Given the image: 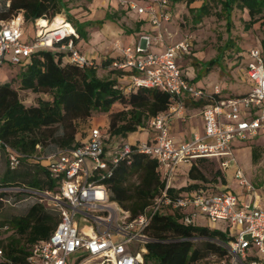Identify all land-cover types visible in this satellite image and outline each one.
Here are the masks:
<instances>
[{
    "label": "built area",
    "instance_id": "built-area-1",
    "mask_svg": "<svg viewBox=\"0 0 264 264\" xmlns=\"http://www.w3.org/2000/svg\"><path fill=\"white\" fill-rule=\"evenodd\" d=\"M119 4L138 16L144 15L151 32L140 34L134 45L119 48L114 44L120 56L112 60L108 68L131 72L118 79L127 84L126 91L135 87L157 89L168 95V104L163 112L148 119L145 128L136 131L152 134L145 141L137 139L127 143L124 139L114 143L108 138L107 128L96 124L88 129L83 140L45 154L39 146L28 155L4 147L10 169L22 162L38 165L56 184L53 191L44 192L55 208L56 226L46 239L30 246L27 263L71 264L74 256L75 264L143 263L144 246L149 241L144 229L150 217L166 207L179 212L184 225L212 229L219 221L225 224L228 232L236 231L226 235L228 239L224 244L218 243L227 255L220 264H264V209L253 201L239 204L237 196L228 189L214 193L197 188L177 196L168 192L173 188L178 166L189 168L196 159L215 158L222 172L231 168L238 186L255 198L254 188L236 167L233 142L255 137L264 129V60L260 48L251 47L244 55L243 74L249 81L248 90L221 99L216 87L210 92L193 87L175 64V59L190 54V36L166 46L161 53L148 51L151 45L162 43L161 26L170 19L168 0H143L142 4L122 0ZM7 5L4 1V7ZM40 21L45 25L38 23ZM31 25L34 33L29 42L22 40L24 20L21 12L0 21V66L6 56L9 65L19 67L28 61L33 51L54 48L73 66L94 67V58L77 49L75 30L63 16L38 18ZM184 98L201 103L197 110L202 120V133H195L187 141L176 144L167 134V124L171 120H186ZM131 152L153 159L163 182L162 190L147 211L134 218L108 200L105 184L116 164ZM25 192L29 196L38 195L34 190ZM197 216L205 219L207 225L197 223ZM197 240L200 239H192ZM132 243L137 244L140 261L124 248Z\"/></svg>",
    "mask_w": 264,
    "mask_h": 264
},
{
    "label": "trees",
    "instance_id": "trees-1",
    "mask_svg": "<svg viewBox=\"0 0 264 264\" xmlns=\"http://www.w3.org/2000/svg\"><path fill=\"white\" fill-rule=\"evenodd\" d=\"M5 1L8 5L4 7V3L2 4L0 20L6 21L21 12L24 22L30 24L38 18L50 19L56 16L55 14L65 6L61 0ZM170 1L177 3L180 0ZM190 1L192 0H186L187 3ZM217 3L218 12L213 14L218 17L228 19L236 10L244 12L247 17L246 21H242L245 29L254 24L264 26V0H217ZM188 11L193 13V25L202 17L210 15L207 1H203L195 9L188 8ZM114 16L116 15L106 14L102 20L95 23L112 21ZM65 19L70 21L69 17ZM73 29L77 39L83 36L78 28L73 26ZM260 50L264 60V33L260 41ZM62 57L63 53L54 48L38 49L30 54L24 65L18 67V88L32 93H43L48 97L45 100L38 99L34 105H22L9 83L0 84V153H3L6 164L0 175V207L7 195L3 190L5 188L15 187L21 183L26 184L30 190L50 192L56 186L54 180L38 165L22 162L18 167L10 169L6 163L4 147L25 155L34 153L35 146L43 149L47 140L55 143L57 148L68 147L76 144L73 130L75 121L88 120L101 114L110 115L114 106H124L122 111L110 115L106 131L108 138L115 143L145 128L150 117L166 109L168 104L166 93L144 87L125 90L127 84L121 83L118 79L131 72L108 68L110 62L119 57H107L95 63L94 67L86 68L73 66ZM213 63V60H209L207 66ZM98 70L108 71V76L98 77L96 72ZM184 106L197 109L201 103L184 98ZM54 128L60 129L59 135L54 136ZM251 157L253 160L256 159L253 153ZM21 165L33 168L32 174L30 175L29 171H17ZM156 168L153 159L131 152L127 158L116 164L112 175L105 181L108 200L127 211L131 218L146 212L163 188ZM133 176H136L137 183L130 185L128 181ZM197 188L214 193L227 190L225 177L217 159L194 160L186 172L185 185L171 188L168 192L177 196ZM56 223L57 215L47 212L40 203L29 206L23 216L11 218L10 228L23 238L25 245L14 239H9L4 245L0 243L2 254L0 264H28L26 258L30 246L46 239L54 230ZM144 233L149 241L144 246L143 264H195L208 256L219 261L227 258L226 251L213 243L217 241L224 244L228 239L224 233L206 226L184 225L181 214L166 207L160 208L150 217ZM197 242H200L199 245H194Z\"/></svg>",
    "mask_w": 264,
    "mask_h": 264
},
{
    "label": "rangeland",
    "instance_id": "rangeland-1",
    "mask_svg": "<svg viewBox=\"0 0 264 264\" xmlns=\"http://www.w3.org/2000/svg\"><path fill=\"white\" fill-rule=\"evenodd\" d=\"M5 0H0V8ZM203 1H207L210 7V15L202 17L199 22L193 25L192 16L193 13L188 11V8L195 9ZM4 5V4H3ZM64 9L55 14L54 18L58 15L69 17L71 25L78 28L83 36L79 37L75 43L76 47L83 52L86 48L94 50V46L98 45V42L102 43L101 52H110L104 44V40H100L101 24L95 23L92 19L94 17L102 16V19L106 14H116L114 18L105 20L113 24L114 26H122L125 29H132L134 25V19L136 18L134 12L128 11L126 7L121 6L118 2H113L109 5L108 1L102 5L100 0H71L64 2ZM118 7H117V6ZM188 5V6H187ZM117 7L114 8V7ZM71 7V8H70ZM219 5L217 0H192L186 2V0L179 4L176 3L173 8L172 17L167 23L161 26L162 43L166 45L174 44L182 40L186 36L191 37V51L188 56L175 59V64L179 69L181 76H183L193 87L200 88L205 92H210L216 87L219 98L225 99L233 96H238L245 93L249 87V81L243 74L244 67V55L251 47H259L262 35L264 33V26L259 27L258 24L252 25L249 29L243 27V22L247 17L244 12L233 11L229 18L218 17L214 15V12H218ZM68 11L69 13H64ZM119 13V14H118ZM103 14V15H102ZM121 15V18L119 17ZM133 16V17H132ZM88 17V18H87ZM119 17V18H118ZM57 19V18H56ZM59 19V18H58ZM101 19V20H102ZM143 20V25H146V18L144 15L140 17ZM4 21V20H0ZM100 21V20H98ZM115 28V27H114ZM34 28L30 23L24 22V31L22 40L31 42L33 39ZM130 32L124 34L127 43L134 45L135 39L132 38ZM116 39V35H111ZM156 47V46H154ZM152 45L149 47V51L152 50ZM155 49V48H154ZM156 50V49H155ZM154 50V51H155ZM111 57H115L116 53L111 51ZM241 55V57H239ZM107 58V56H106ZM213 60L214 63L207 66V62ZM98 63L99 58L95 59ZM18 67L11 66L7 62V56L3 64L0 66V84L9 83L10 87L16 91L19 102L24 106L34 105L38 99L45 100L48 97L43 93H32L30 91L20 90L18 88ZM98 77L108 76V71H96ZM122 83V82H121ZM124 106H114L110 115L122 111ZM195 110V109H193ZM196 111V110H195ZM109 114H101L94 116L92 120H78L73 123L74 139L76 142L83 140L87 134V131L93 125L99 124L108 128L110 119ZM119 123V121H117ZM55 135L60 134V129L54 128ZM150 132L139 133L142 141L146 140V135ZM167 134L173 138L171 128L167 126ZM136 133H132L128 137H135ZM46 146L43 147L42 153L54 151L57 147L55 143L47 140ZM233 148V157L235 164L241 175L248 181L254 190L259 191L264 189V130L258 131L257 136L248 138L243 142H235ZM251 153L256 155V159L253 160ZM5 158L3 153H0V175L5 170ZM223 172L225 177V186L229 191L235 190L237 181L233 178V172L230 170ZM17 171L19 172H33V168L27 165H21ZM208 176V173L205 172ZM175 182L172 183L173 188L185 185L186 180L181 172L180 176H175ZM128 183L131 185L137 183L136 176L129 179ZM7 195L3 200L0 207V243L4 245L9 239L17 240L23 246V238L19 237L9 226V220L13 217H21L25 214L29 206L34 203H40L44 209L56 215L55 208L51 206V202L48 196L44 192H38L36 196H29L25 191L30 190L26 184H19L15 187H9L3 189ZM18 193V194H17ZM185 193V192H182ZM196 222L207 225L205 219L196 217ZM7 227L6 229L4 228ZM213 229L224 233L225 235L235 234V230L228 232L223 222H216ZM204 241L200 239V242ZM200 242L194 245H199ZM213 243L218 244L217 241ZM124 248L129 250L139 261L141 255L137 251V244L132 243L125 245ZM223 260V259H222ZM222 260L217 258L211 259L209 256L195 264H220ZM71 264L76 263V257L70 259ZM140 264H143L140 261Z\"/></svg>",
    "mask_w": 264,
    "mask_h": 264
},
{
    "label": "crops",
    "instance_id": "crops-1",
    "mask_svg": "<svg viewBox=\"0 0 264 264\" xmlns=\"http://www.w3.org/2000/svg\"><path fill=\"white\" fill-rule=\"evenodd\" d=\"M63 3L64 2H68L71 0H61ZM105 1L109 2V5L113 2H118L122 1V0H100V2L103 4H105ZM125 1H133L137 4H142L143 0H125ZM170 3V8H169V13H170V18L172 17L173 14V8L175 6L176 3H172L170 0H168ZM185 1V0H184ZM183 2V0H180L179 4H181ZM117 6V5H116ZM114 7L117 9V7ZM188 6V5H187ZM65 8V7H64ZM71 8V7H70ZM64 13H69L68 11H65ZM119 14V13H118ZM103 15V14H102ZM116 15V14H115ZM135 15V19H134V25L132 29H125L122 26L117 27L114 26V23L108 22V21H103V23L100 26V31H101V36H100V40H104V44L107 48L110 49V52H101L102 49H104V47H102V43L98 42L97 46H94V50H91L89 48H86L85 50H83V53L88 54L90 56H92L95 59L98 57L99 61L106 58L107 57H111V51H114L116 54L115 57H119V51L117 49L114 48V44H118L119 48H123L126 47L128 45H133L131 43H127L126 41V37L124 36L125 33L130 32L131 33V37L135 39L134 44L137 43V38L140 34L142 33H150V28L149 25L146 22V25H143V20L140 19L141 16H138L134 13ZM63 15H58V17H62ZM64 17V16H63ZM119 17L121 18V15H119ZM118 17V18H119ZM133 17V16H132ZM65 18V17H64ZM88 18V17H87ZM93 20L94 22L101 20L102 16H97L94 18H90V20ZM69 23L71 24V22L69 21ZM72 26V25H71ZM73 27V26H72ZM111 35H116V39L112 38ZM77 41V40H76ZM76 43V42H75ZM176 43V42H175ZM156 46V47H154ZM168 46L166 44H159V45H152V50L148 51L152 52V53H161L165 47ZM156 50H155V49ZM78 49V48H77ZM155 50V51H154ZM98 61V62H99ZM96 63V61H95ZM120 81H124V80H120ZM194 108H190V107H186L185 112L187 115V118L184 122H179V121H175V120H171L168 122L167 126H169L171 128V132L172 135L176 136V138H173L171 136H169V138L172 140L173 143H181L184 141H187L188 139L191 138V136L195 133L201 135L202 133V120L200 118L199 112L197 109L193 110ZM88 120H92L94 121V118H90ZM264 130V129H261ZM142 132H147V131H140V132H136V136L135 137H127L126 138V142L127 143H133L135 142L137 139L138 140H142V138H140L139 133ZM258 134V133H257ZM152 136L151 133L146 135V140L150 139ZM257 136V135H256ZM235 141L233 142V145H235ZM188 168L184 167V166H178L177 170H176V174L175 176H180L181 172L183 173V177L186 180V172H187ZM174 182H175V178H174ZM236 196H237V200L239 204H244V203H248L250 201H253L256 205H258L260 208L264 209V189H260L259 191L255 190V198L252 199L251 197H249L243 190L242 188H240L237 184L235 190L232 191Z\"/></svg>",
    "mask_w": 264,
    "mask_h": 264
},
{
    "label": "bare ground",
    "instance_id": "bare-ground-1",
    "mask_svg": "<svg viewBox=\"0 0 264 264\" xmlns=\"http://www.w3.org/2000/svg\"><path fill=\"white\" fill-rule=\"evenodd\" d=\"M58 19V18H57ZM38 23H40L42 26L43 25H45V23L44 22H42V21H40V22H38ZM49 28H52L53 27V25H47Z\"/></svg>",
    "mask_w": 264,
    "mask_h": 264
}]
</instances>
